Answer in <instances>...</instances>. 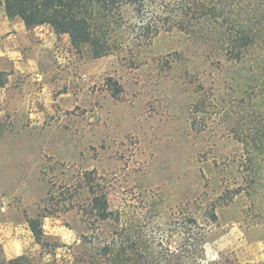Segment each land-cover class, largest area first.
I'll return each mask as SVG.
<instances>
[{
    "label": "rangeland",
    "instance_id": "obj_1",
    "mask_svg": "<svg viewBox=\"0 0 264 264\" xmlns=\"http://www.w3.org/2000/svg\"><path fill=\"white\" fill-rule=\"evenodd\" d=\"M134 43L94 59L54 32L22 82L29 103L1 110L0 264H84L119 225L95 218L97 192L122 224L195 216L198 264H264V156L253 184L236 134L250 94L233 77L247 73L177 30Z\"/></svg>",
    "mask_w": 264,
    "mask_h": 264
},
{
    "label": "trees",
    "instance_id": "obj_2",
    "mask_svg": "<svg viewBox=\"0 0 264 264\" xmlns=\"http://www.w3.org/2000/svg\"><path fill=\"white\" fill-rule=\"evenodd\" d=\"M0 6L9 17H21L29 28L49 25L57 35H69L76 51L94 59L123 51L134 41L142 46L162 32L177 30L202 44L209 56L224 57L234 72L240 67L247 73L245 83L233 77L232 88L250 94L251 122L248 129H237L236 134L249 155L252 183L260 177V156H264V0H0ZM94 186L91 182L92 193ZM216 208L208 217L212 222L217 218ZM92 212L97 220L115 219L119 225L100 247L93 245L84 264H198L201 257H196L194 248L204 251L205 227L195 216L176 218L171 214L168 221L152 226L149 221L140 225L134 218L122 224L121 212L110 210L107 197L98 192ZM32 228L37 232L35 224ZM177 237L181 244L173 248L171 241ZM23 257H4L1 263L24 264Z\"/></svg>",
    "mask_w": 264,
    "mask_h": 264
},
{
    "label": "crops",
    "instance_id": "obj_3",
    "mask_svg": "<svg viewBox=\"0 0 264 264\" xmlns=\"http://www.w3.org/2000/svg\"><path fill=\"white\" fill-rule=\"evenodd\" d=\"M45 30V25L29 28L21 17H9L4 6H0V113L19 106L23 99L29 103L30 92L22 82L31 73L39 75V51L46 46L44 42L54 37V32ZM10 244L15 246L16 242ZM20 256L24 254L9 259Z\"/></svg>",
    "mask_w": 264,
    "mask_h": 264
}]
</instances>
